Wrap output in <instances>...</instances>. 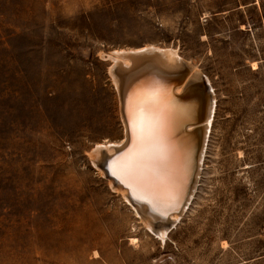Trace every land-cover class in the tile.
<instances>
[{
  "label": "rangeland",
  "instance_id": "1",
  "mask_svg": "<svg viewBox=\"0 0 264 264\" xmlns=\"http://www.w3.org/2000/svg\"><path fill=\"white\" fill-rule=\"evenodd\" d=\"M147 46L215 103L164 239L93 160L126 137L110 55ZM0 264H264V0H0Z\"/></svg>",
  "mask_w": 264,
  "mask_h": 264
},
{
  "label": "bare ground",
  "instance_id": "2",
  "mask_svg": "<svg viewBox=\"0 0 264 264\" xmlns=\"http://www.w3.org/2000/svg\"><path fill=\"white\" fill-rule=\"evenodd\" d=\"M110 58L126 137L119 145L96 146L93 160L149 230L164 239L194 191L214 95L204 88L199 69L172 47L117 50ZM141 117L143 141L134 131ZM188 122L193 125L187 128Z\"/></svg>",
  "mask_w": 264,
  "mask_h": 264
},
{
  "label": "snow or ice",
  "instance_id": "3",
  "mask_svg": "<svg viewBox=\"0 0 264 264\" xmlns=\"http://www.w3.org/2000/svg\"><path fill=\"white\" fill-rule=\"evenodd\" d=\"M134 131L138 133L140 140L143 141L145 134V120L143 117H141L139 124L134 128ZM143 155V153L140 154L141 158L143 157Z\"/></svg>",
  "mask_w": 264,
  "mask_h": 264
},
{
  "label": "water",
  "instance_id": "4",
  "mask_svg": "<svg viewBox=\"0 0 264 264\" xmlns=\"http://www.w3.org/2000/svg\"><path fill=\"white\" fill-rule=\"evenodd\" d=\"M135 75H137V74H135ZM195 124V123H194ZM191 125H193V122L191 123V122H188V123H186V125H185V127H190Z\"/></svg>",
  "mask_w": 264,
  "mask_h": 264
}]
</instances>
